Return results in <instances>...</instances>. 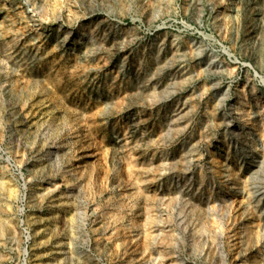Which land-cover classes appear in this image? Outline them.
<instances>
[{"label": "rangeland", "instance_id": "1", "mask_svg": "<svg viewBox=\"0 0 264 264\" xmlns=\"http://www.w3.org/2000/svg\"><path fill=\"white\" fill-rule=\"evenodd\" d=\"M0 264H264V0H0Z\"/></svg>", "mask_w": 264, "mask_h": 264}]
</instances>
